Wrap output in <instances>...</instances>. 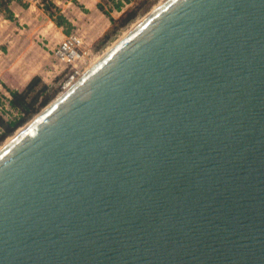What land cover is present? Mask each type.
I'll list each match as a JSON object with an SVG mask.
<instances>
[{"label": "water", "instance_id": "1", "mask_svg": "<svg viewBox=\"0 0 264 264\" xmlns=\"http://www.w3.org/2000/svg\"><path fill=\"white\" fill-rule=\"evenodd\" d=\"M0 264H264V0H163L0 147Z\"/></svg>", "mask_w": 264, "mask_h": 264}, {"label": "rangeland", "instance_id": "2", "mask_svg": "<svg viewBox=\"0 0 264 264\" xmlns=\"http://www.w3.org/2000/svg\"><path fill=\"white\" fill-rule=\"evenodd\" d=\"M58 8L60 13L67 15L68 17H71L75 23L73 30L70 32V34H76L79 36L83 43V50H85L89 56L87 61L82 64L79 67L80 73L85 72L90 66H92L104 53L107 49H109L112 44H114L117 40H119L125 33H127L133 25H135L136 22H138L143 16H145L151 9H153L159 2L162 0H146L144 7H148V10L143 13L141 16L137 17L133 22L128 24L126 27H119V26H111L109 23V20L107 16H105L103 13H101L99 10L94 11L91 10V7H93V2H89L84 6L83 2L81 1H73V0H51ZM102 0H100L101 2ZM120 2H124V0H119ZM141 0H129L128 3H124L122 9L120 11L113 10L110 13V16H112L114 19H118L122 13L128 9H132ZM14 2L20 3L21 5H31L33 7L32 9V16L35 20L33 23H38L44 28L49 24V22L44 18L48 17L46 12L44 11L43 7L46 4V1L44 0H15ZM104 8L105 10L111 8V3L108 1H104ZM23 7V6H22ZM85 8V9H84ZM89 8V9H88ZM38 9V11L36 10ZM37 13L39 15H37ZM5 14L0 12V23L5 25L4 30L8 31L11 27H13V24L16 23L14 21L5 19ZM49 18V17H48ZM8 22H12L11 25ZM24 23L21 27H24ZM54 27L50 26L48 27L47 31L48 34ZM59 30L62 31L60 28ZM115 30V32H113ZM10 31V30H9ZM11 32V31H10ZM63 32V31H62ZM69 34V35H70ZM109 34L108 42L104 46L98 47V42L101 40V38L105 35ZM68 36V35H64ZM35 42L39 45L43 46L46 42L44 40V37L39 36L38 38H34ZM0 43L4 44L7 43L6 39L0 38ZM49 60V66H51L50 76L47 77L46 81L43 82L49 86L52 87V90H55V94L52 99H54L60 92H62V85L67 79L68 69L65 68L63 64H60L57 62L53 55L50 54L48 57ZM53 64V65H51ZM8 99L9 94L7 91L0 86V117L4 121L13 120L17 117V114L14 110H12L8 105ZM51 99V100H52ZM34 117V116H33ZM30 120V119H29ZM28 120V121H29ZM25 122L26 123H28ZM25 124L18 127L11 135L7 136L3 141L0 142V147L3 146L4 143H6L13 135H15ZM2 132V128L0 127V134Z\"/></svg>", "mask_w": 264, "mask_h": 264}, {"label": "crops", "instance_id": "3", "mask_svg": "<svg viewBox=\"0 0 264 264\" xmlns=\"http://www.w3.org/2000/svg\"><path fill=\"white\" fill-rule=\"evenodd\" d=\"M84 1V6L91 1L93 2L91 10H98L97 4L100 3V0ZM8 8L13 18H5L4 21H14L16 24H13V27L9 29L10 32L9 30L5 31V25L0 23V38L7 41L4 44L0 43V86L3 88V84L10 89L18 90L24 87L34 76H38L45 82L47 77L50 76L49 69L51 70L48 57L50 54L53 55L54 48L66 36L48 17H44L49 22L45 28L38 23H33L35 18L30 17L33 15V7L31 5L10 2ZM36 10L38 11V9ZM37 15L39 14L37 13ZM62 15L74 27L75 23L73 19L65 14ZM8 23L11 25L12 22ZM23 23L26 26L20 28ZM50 26L54 28L48 34L47 28ZM39 36L44 37L46 43L43 46L34 40V38H38Z\"/></svg>", "mask_w": 264, "mask_h": 264}, {"label": "trees", "instance_id": "4", "mask_svg": "<svg viewBox=\"0 0 264 264\" xmlns=\"http://www.w3.org/2000/svg\"><path fill=\"white\" fill-rule=\"evenodd\" d=\"M44 1V0H43ZM46 4L43 9L46 12L49 19L53 24L61 28L64 35H69L73 30L71 23L60 13L57 6L51 0H45ZM111 3V8L105 10L103 0L97 4V9L107 16L111 26L126 27L128 24L133 22L137 17L141 16L148 10V7H144L146 0H141L137 6L132 9H128L122 13L118 19H114L110 16V13L120 11L124 3H128L129 0L120 2L119 0H104ZM10 0H0V12L5 14V17L12 19L13 15L9 10L8 6ZM115 32V30H113ZM109 34H105L98 42L99 46H104L108 40ZM3 88L9 94L8 105L17 114V117L13 120L4 121L0 117V127L2 132L0 134V142L3 141L7 136L11 135L18 127L22 126L35 116L42 108H44L53 98L55 90L52 87L45 84L38 76L32 77L29 82L22 88L10 89L3 85Z\"/></svg>", "mask_w": 264, "mask_h": 264}, {"label": "built area", "instance_id": "5", "mask_svg": "<svg viewBox=\"0 0 264 264\" xmlns=\"http://www.w3.org/2000/svg\"><path fill=\"white\" fill-rule=\"evenodd\" d=\"M14 1L10 0V2ZM53 56L68 69L67 79L61 87L63 91L84 73L78 70L87 61L89 54L83 50L81 38L76 34H70L54 48Z\"/></svg>", "mask_w": 264, "mask_h": 264}, {"label": "bare ground", "instance_id": "6", "mask_svg": "<svg viewBox=\"0 0 264 264\" xmlns=\"http://www.w3.org/2000/svg\"><path fill=\"white\" fill-rule=\"evenodd\" d=\"M162 1H163V0H162ZM159 3H160V2H159ZM159 3H158V4H159ZM158 4H157V5H158ZM157 5H156V6H157ZM156 6H155V7H156ZM137 23H138V22H136L135 25H136ZM135 25H133V26H135ZM133 26H132V27H133ZM107 50H108V49H107Z\"/></svg>", "mask_w": 264, "mask_h": 264}]
</instances>
